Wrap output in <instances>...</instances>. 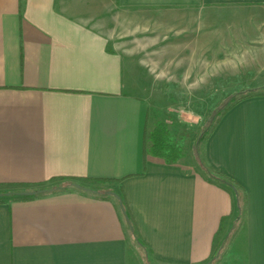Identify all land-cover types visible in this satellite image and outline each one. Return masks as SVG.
<instances>
[{
    "label": "crops",
    "instance_id": "1",
    "mask_svg": "<svg viewBox=\"0 0 264 264\" xmlns=\"http://www.w3.org/2000/svg\"><path fill=\"white\" fill-rule=\"evenodd\" d=\"M127 11L185 66L170 95L264 88V0H0V186L107 179L96 186L122 192L134 224L93 189L0 200V264H201L236 225L217 264H264V94L226 110L204 146L241 188L236 222L234 194L198 165L144 154L157 88L122 51Z\"/></svg>",
    "mask_w": 264,
    "mask_h": 264
},
{
    "label": "rangeland",
    "instance_id": "2",
    "mask_svg": "<svg viewBox=\"0 0 264 264\" xmlns=\"http://www.w3.org/2000/svg\"><path fill=\"white\" fill-rule=\"evenodd\" d=\"M136 16L134 11H127V22L124 25L126 33L122 37V51L131 53L132 61L142 60L144 62V70L152 78L154 88L159 89L154 91L153 96L147 98L149 108L146 130L149 134L158 123L165 124L168 127L172 144L176 145L184 154L181 160L197 165L199 163L197 162V154L202 156L204 153V143L197 145L201 134L214 122L216 115L232 102L231 99L233 98L170 95L173 91H168L166 88H173L171 84H175L176 89L182 87V80L187 78L189 74L184 71L185 66L167 63L171 59L168 58L164 41L163 44L155 45L153 49L150 47V29L145 30L144 28L141 31L142 27L139 24L143 22L140 19L142 17ZM134 21L139 24L135 26ZM159 45L160 47L164 45V47L157 48ZM132 67H134L133 64ZM209 70L208 75L214 72L212 69ZM130 77L131 74H127L128 80ZM258 91L262 92L264 88L251 90L252 93ZM54 183V181L48 182V184ZM69 183L68 180H65L60 184ZM96 183L92 184L95 186L97 184L105 185V183ZM103 189L111 188L105 187ZM237 226L226 235L224 244L218 249V260L223 258L229 245L228 242L233 237Z\"/></svg>",
    "mask_w": 264,
    "mask_h": 264
},
{
    "label": "trees",
    "instance_id": "3",
    "mask_svg": "<svg viewBox=\"0 0 264 264\" xmlns=\"http://www.w3.org/2000/svg\"><path fill=\"white\" fill-rule=\"evenodd\" d=\"M257 93V92H256ZM261 94H264V91L260 92ZM255 95V93H252L251 91H247L244 93H240L237 96H233L231 99L232 102L229 103L221 112H219L215 117L214 122L211 123L209 127L206 128V130L201 134L199 141L197 142L198 146L203 142L204 146L206 143V139H208L209 135L212 133L213 129L215 128L217 122L219 121L220 117L223 115V113L228 110L231 106H233L235 103L241 101L242 99H245L249 96ZM150 143L149 145L147 143ZM199 151V149H198ZM144 154H150L154 156L161 157L169 162H178L181 160V158L184 156L182 154L181 150L174 144H172L170 140V133L168 130V127L163 123H158L155 128L152 129V131L148 134L147 130L145 129L144 132ZM197 162H199L197 165L200 170L205 171L209 177L210 180L213 182L220 183L224 186H226L228 189L231 190V192L235 196V204L238 209V215L235 216V221L237 222L240 220V216L243 210V204L242 199V191L237 182L230 177L226 176L225 174L214 170L211 166H208V164L205 161L204 153H202V156L197 154ZM68 180L69 184H60L62 181ZM51 181H54V184H45V185H22V184H8V185H2L0 186V192H11L12 194L9 197H3L0 198V200H6V199H18V200H28L36 197V195L43 194V193H37L35 195L31 196H22V195H16V193L21 191H29V190H39V189H47L49 191H55L59 189H64L67 187H74L73 183H80L81 185L91 188L94 191H97L95 194L98 196H101L102 198L108 199V198H115L120 205V203L123 204L126 216L128 217V224L131 227H134L132 217L130 214V210L127 206V203L125 201L124 195L122 192L114 191L112 189H102L98 188L97 186L93 185L92 183H106L110 180L107 179H98V178H78V177H54ZM109 191L115 192V194H118L120 196V199H118L113 194L109 193ZM236 223L234 224V226ZM234 228V227H233ZM136 233V231H135ZM219 256L217 254H214L211 256L210 259L202 262L201 264H217Z\"/></svg>",
    "mask_w": 264,
    "mask_h": 264
},
{
    "label": "water",
    "instance_id": "4",
    "mask_svg": "<svg viewBox=\"0 0 264 264\" xmlns=\"http://www.w3.org/2000/svg\"><path fill=\"white\" fill-rule=\"evenodd\" d=\"M73 186L78 188V189H83L85 191H93L91 188L85 187V186L81 185L80 183H73ZM47 191H48L47 189L21 191V192L16 193V195L31 196V195H35L37 193H45ZM109 193L113 194L118 199H120V196L118 194H115V192L109 191ZM11 194H12L11 192H0V198L9 197ZM120 206H121V209H122L126 219L128 220V217L126 216V211H125L123 204L120 203Z\"/></svg>",
    "mask_w": 264,
    "mask_h": 264
}]
</instances>
